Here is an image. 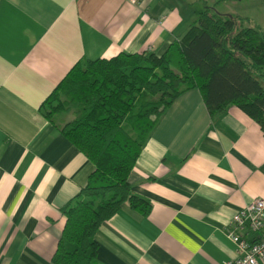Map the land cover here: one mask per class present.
I'll return each instance as SVG.
<instances>
[{"label": "crops", "instance_id": "obj_1", "mask_svg": "<svg viewBox=\"0 0 264 264\" xmlns=\"http://www.w3.org/2000/svg\"><path fill=\"white\" fill-rule=\"evenodd\" d=\"M194 9L192 0H0V264H54L62 208L93 170L42 101L80 59L161 55ZM129 184L150 210L125 202L98 227L100 264H224L235 256L231 217L264 199V134L239 107L211 116L200 91L186 90L152 129Z\"/></svg>", "mask_w": 264, "mask_h": 264}, {"label": "trees", "instance_id": "obj_2", "mask_svg": "<svg viewBox=\"0 0 264 264\" xmlns=\"http://www.w3.org/2000/svg\"><path fill=\"white\" fill-rule=\"evenodd\" d=\"M202 3L161 55L120 51L80 59L40 104L43 116L93 164L62 208L54 264H100L98 227L125 202L149 212L150 202L132 192L129 175L152 129L184 91L198 89L211 116L239 107L264 134V35L243 17Z\"/></svg>", "mask_w": 264, "mask_h": 264}, {"label": "built area", "instance_id": "obj_3", "mask_svg": "<svg viewBox=\"0 0 264 264\" xmlns=\"http://www.w3.org/2000/svg\"><path fill=\"white\" fill-rule=\"evenodd\" d=\"M264 227V199L254 198L238 209L226 227L235 244V256L224 264H264V236L253 238Z\"/></svg>", "mask_w": 264, "mask_h": 264}, {"label": "rangeland", "instance_id": "obj_4", "mask_svg": "<svg viewBox=\"0 0 264 264\" xmlns=\"http://www.w3.org/2000/svg\"><path fill=\"white\" fill-rule=\"evenodd\" d=\"M195 8L203 9L202 0H192ZM211 11L243 17L246 26L259 28L264 35V0H206ZM264 82V77L262 78Z\"/></svg>", "mask_w": 264, "mask_h": 264}]
</instances>
